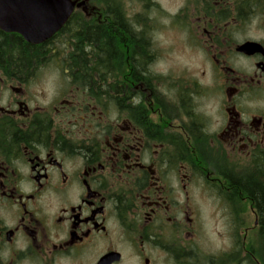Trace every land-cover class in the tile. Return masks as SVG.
<instances>
[{"label": "flooded vegetation", "instance_id": "obj_1", "mask_svg": "<svg viewBox=\"0 0 264 264\" xmlns=\"http://www.w3.org/2000/svg\"><path fill=\"white\" fill-rule=\"evenodd\" d=\"M173 1L74 7L112 62L69 60L73 12L0 26V264H264V0Z\"/></svg>", "mask_w": 264, "mask_h": 264}, {"label": "water", "instance_id": "obj_2", "mask_svg": "<svg viewBox=\"0 0 264 264\" xmlns=\"http://www.w3.org/2000/svg\"><path fill=\"white\" fill-rule=\"evenodd\" d=\"M86 0H0V26L27 41L40 42L57 32Z\"/></svg>", "mask_w": 264, "mask_h": 264}, {"label": "trees", "instance_id": "obj_3", "mask_svg": "<svg viewBox=\"0 0 264 264\" xmlns=\"http://www.w3.org/2000/svg\"><path fill=\"white\" fill-rule=\"evenodd\" d=\"M113 5V2L111 3ZM76 11H74L71 15V19H73L72 23L75 25L72 28H66L62 27L61 33L67 34L72 30L73 36L72 38L75 40L73 48L68 53L69 60L71 61H83L84 56L86 55V50H88V47L90 46L93 50L94 48H99L100 53L94 52L97 54L95 58H93L96 61L104 60V61H113V55L116 52L115 46H117V41L120 43H124L125 37L120 35H116L114 33V30H117V27L115 28L114 25L107 26L105 28L102 27H93L89 28L87 30V27L85 28L84 23L82 22L81 18H76ZM123 27L121 26L120 29L124 30V24L122 23ZM103 31H108V33L105 35L102 34ZM124 35V34H123ZM110 58V59H109ZM92 58L89 57V60ZM255 186V187H254ZM251 191H254L257 195L259 194V187L258 185H251ZM261 206L263 207V215H264V201H261Z\"/></svg>", "mask_w": 264, "mask_h": 264}, {"label": "rangeland", "instance_id": "obj_4", "mask_svg": "<svg viewBox=\"0 0 264 264\" xmlns=\"http://www.w3.org/2000/svg\"><path fill=\"white\" fill-rule=\"evenodd\" d=\"M117 2L121 3L122 6H124V9L127 11V13H130V14H133L135 13L136 11H138L140 9V6L138 5V3L136 2V0H116ZM113 2V1H112ZM160 3L163 7H173V3H176L174 2L173 0H160ZM156 35L158 36L157 37V45L158 47H161L162 48V52H165V48H167L169 45H171V41H173V39L169 38L165 32H166V26H164V19H160L159 21H157V28H156ZM170 40V42H169ZM178 46H181L183 44L179 43L177 44ZM179 48V50H180ZM70 50V48H69ZM67 50V52L69 51ZM60 51V50H58ZM65 53L64 52H60V53H57V54H53L54 56L52 58L54 59H59L62 55H64ZM173 54H170V56H172ZM188 54V52L186 51L185 54H182L181 55V61L182 62H190V56ZM54 59H49V61H53ZM167 56L166 54L164 55H161L160 59H159V62H165L167 61Z\"/></svg>", "mask_w": 264, "mask_h": 264}]
</instances>
